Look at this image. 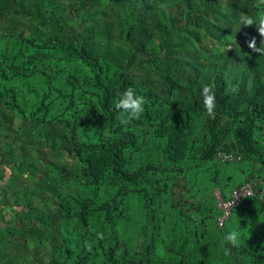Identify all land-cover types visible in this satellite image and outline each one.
Listing matches in <instances>:
<instances>
[{"label": "trees", "instance_id": "obj_1", "mask_svg": "<svg viewBox=\"0 0 264 264\" xmlns=\"http://www.w3.org/2000/svg\"><path fill=\"white\" fill-rule=\"evenodd\" d=\"M258 12L0 0V264H264V55L240 24ZM129 87L145 112L123 126ZM244 184L253 195L219 222L215 192Z\"/></svg>", "mask_w": 264, "mask_h": 264}, {"label": "clouds", "instance_id": "obj_2", "mask_svg": "<svg viewBox=\"0 0 264 264\" xmlns=\"http://www.w3.org/2000/svg\"><path fill=\"white\" fill-rule=\"evenodd\" d=\"M264 6V0H257V7ZM240 24L242 26H253L255 25L257 31L262 38L260 41V46L257 47V42L255 38H252L248 42V47L252 52L264 55V13H256L255 15H250L246 13H241ZM235 89H233L234 91ZM201 95L203 97V104L206 114L209 117H215L216 109V99L213 87L210 85H205L202 88ZM146 99L144 96L137 94L134 88L129 87L122 93L118 94V99L114 103V108L118 112V119L121 125L128 126L133 121L139 120L142 114L145 112ZM249 196L253 195L248 193ZM260 198L264 199V192L260 194ZM98 239H103V233L98 232ZM240 232L238 230H232L224 237L225 241L232 245L233 247H239L240 245ZM88 250L91 251V245H87ZM229 249H225V254H229Z\"/></svg>", "mask_w": 264, "mask_h": 264}, {"label": "built area", "instance_id": "obj_3", "mask_svg": "<svg viewBox=\"0 0 264 264\" xmlns=\"http://www.w3.org/2000/svg\"><path fill=\"white\" fill-rule=\"evenodd\" d=\"M248 193H252V191L249 189L248 185L244 184L241 187L232 190V197L229 201H223L219 196V192L216 191L214 195L218 200V207L223 212V216L220 218L219 222H222V220L227 216L229 210L239 203L241 197L249 196Z\"/></svg>", "mask_w": 264, "mask_h": 264}]
</instances>
